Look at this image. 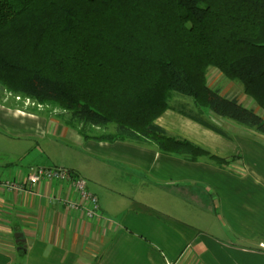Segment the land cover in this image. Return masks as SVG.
I'll list each match as a JSON object with an SVG mask.
<instances>
[{
	"label": "trees",
	"instance_id": "trees-1",
	"mask_svg": "<svg viewBox=\"0 0 264 264\" xmlns=\"http://www.w3.org/2000/svg\"><path fill=\"white\" fill-rule=\"evenodd\" d=\"M212 68L264 109V0H0V85L85 140L227 167L158 125L175 110L264 138V117L212 87Z\"/></svg>",
	"mask_w": 264,
	"mask_h": 264
},
{
	"label": "crops",
	"instance_id": "crops-1",
	"mask_svg": "<svg viewBox=\"0 0 264 264\" xmlns=\"http://www.w3.org/2000/svg\"><path fill=\"white\" fill-rule=\"evenodd\" d=\"M233 85L223 95L254 105L264 117V109L244 91L232 92ZM0 116L22 121L21 127L0 128V141L14 140L11 148L50 135L72 141L78 162L61 167L86 181L101 210V217L89 220L83 211L63 206L61 199H79L66 182L43 181L25 193L0 190V264H264V145L259 142L245 141L238 173H231L152 147L85 140L63 123L48 125L2 105ZM158 125L213 155L233 156L218 143L225 142L219 134L175 110L162 115ZM2 164L0 180H24L42 167L10 159Z\"/></svg>",
	"mask_w": 264,
	"mask_h": 264
},
{
	"label": "rangeland",
	"instance_id": "rangeland-1",
	"mask_svg": "<svg viewBox=\"0 0 264 264\" xmlns=\"http://www.w3.org/2000/svg\"><path fill=\"white\" fill-rule=\"evenodd\" d=\"M215 71L218 72L214 68L210 69L208 76L209 83L212 87L221 88L222 91L224 92V88L233 82L228 81V79L225 77H221L219 75V72L218 74H213V72ZM233 84L234 85L233 87H231V90L234 94H236V92L243 93L242 84L240 82H234ZM225 90H227V88H225ZM228 97L231 96L229 95ZM0 105L4 106L9 110L13 109V110H20L22 112H28L25 110L32 109L30 111H35L33 110L35 109V104L33 102L27 99L21 100L20 98H16L11 94L9 95L8 92L5 91V89L2 88L1 85H0ZM251 105L252 104L249 105L245 104V106H247L249 109L256 108L254 107V105L253 106ZM38 109L40 111H45V112L42 113L38 111L32 115L34 116L36 115L38 119L41 118L42 123L45 120L46 124L48 125L61 124L57 122V120H55L56 113H49L48 115V111H46V108L38 107ZM256 113L258 114L259 112ZM16 117H18V115ZM211 117H212L211 121H214L220 128H223L225 132H227L226 137L219 134L221 139L225 142H222L220 140L217 141L219 144L225 143L227 145L226 151L230 150V153L233 155L230 158L234 159V161H232L231 164L227 165V167L222 168L216 165L215 166L226 172L229 171L231 173L233 172L238 173V169L236 167H238L241 164V163L239 164L238 162L243 160L245 150L247 149V144L245 141L255 140L256 142H259L260 144L264 145V138L260 136L255 130L252 129L249 130L240 125H236L235 123L227 119L224 120L215 116H211ZM19 121L20 119L14 121L12 118L9 121H7L2 116H0V128L21 127V125H19ZM34 122L33 121L31 122L32 125L37 126L36 125L37 123ZM26 123H30V122H26ZM195 133L198 136L200 135L199 132L195 131ZM177 136L182 139H187L179 135ZM215 138H218V136L216 135ZM205 141L213 144L215 140L213 141L210 139L209 141L206 138ZM23 142L24 144L25 143L26 144L22 145L19 143L18 148L15 149L14 146H12V148L9 147L10 144L13 145L14 140L11 141V143L9 144H5V141H0V166L1 165L4 166L2 163L5 161V159H10L12 160L13 163L17 162L24 167H26L27 164H35L37 166L39 164H42L40 166L44 168H52L51 165H59L57 168H66L69 167L70 165H76V162H78L77 160L78 148H75L73 142L64 137L60 138L57 135H50V137L46 139L39 138L37 142H33L31 140L29 141L27 139L22 140L21 143ZM206 160L207 159H203L201 162H207ZM61 166H66V167H61ZM211 166L215 167L214 165ZM220 238H224V237H220Z\"/></svg>",
	"mask_w": 264,
	"mask_h": 264
},
{
	"label": "built area",
	"instance_id": "built-area-1",
	"mask_svg": "<svg viewBox=\"0 0 264 264\" xmlns=\"http://www.w3.org/2000/svg\"><path fill=\"white\" fill-rule=\"evenodd\" d=\"M43 181L68 183V185L75 191L78 201L71 199H61L59 202L63 206H67L75 211H83L86 218L92 220L101 217V210L99 209V200L88 189L86 181L76 173L66 168H44L39 167L37 170L28 174L24 180L19 179H2L0 180V190L4 189L7 192L19 193L28 192L31 187H35Z\"/></svg>",
	"mask_w": 264,
	"mask_h": 264
},
{
	"label": "water",
	"instance_id": "water-1",
	"mask_svg": "<svg viewBox=\"0 0 264 264\" xmlns=\"http://www.w3.org/2000/svg\"><path fill=\"white\" fill-rule=\"evenodd\" d=\"M15 238L17 239L18 242L23 241V239H22V235H18V234H17V236H15Z\"/></svg>",
	"mask_w": 264,
	"mask_h": 264
}]
</instances>
